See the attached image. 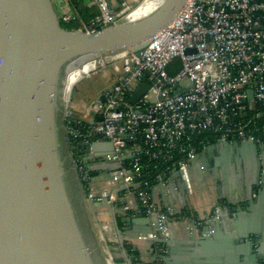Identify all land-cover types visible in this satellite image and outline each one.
Masks as SVG:
<instances>
[{
    "label": "built area",
    "instance_id": "built-area-1",
    "mask_svg": "<svg viewBox=\"0 0 264 264\" xmlns=\"http://www.w3.org/2000/svg\"><path fill=\"white\" fill-rule=\"evenodd\" d=\"M112 1L90 0L96 14L78 29L95 33L123 18L131 0L119 1L120 11ZM59 18L70 21L76 14L62 11ZM174 58L180 66L170 74ZM109 66L115 79L99 95L103 101L77 112L70 95L64 100L66 143L87 199L121 203L123 194L144 216H156L157 232L139 238L159 240L152 264H164L171 220L201 226L234 209L217 203L206 216L176 213L153 199L150 189L159 186L167 196L179 174L190 191L187 167L208 146L264 145V0H185L142 50L89 57L79 68L84 76ZM141 83L148 89L132 104ZM95 142L110 143L112 151L86 160L87 146ZM93 180L109 186L96 190ZM106 255V264H126Z\"/></svg>",
    "mask_w": 264,
    "mask_h": 264
},
{
    "label": "water",
    "instance_id": "water-1",
    "mask_svg": "<svg viewBox=\"0 0 264 264\" xmlns=\"http://www.w3.org/2000/svg\"><path fill=\"white\" fill-rule=\"evenodd\" d=\"M184 2L159 0L141 17L128 18L129 12L111 26L88 33L61 28L51 0H0V264H105L86 204L96 217V206L109 202L107 198L87 199L72 163L63 108L73 86L66 92L61 83L58 90L60 76L80 57L142 50ZM147 89L141 83L130 103ZM98 99L103 101L101 96ZM87 147L86 160L112 151L108 142ZM216 152L220 156L215 168L208 170L206 156L214 157ZM240 164L253 170L255 188L242 199L234 197L230 204L224 203L237 211L232 216L235 231L230 237L243 240L241 264H264V145L237 142L208 146L189 163L188 183L191 191L198 188L196 181L210 176L219 196L232 178L229 168ZM178 177L176 174L170 189L180 184L188 191ZM228 214L225 211L219 219L201 225L202 233L218 240ZM122 221L127 226L122 231L128 234L133 249L139 253L144 247L153 261L159 240L139 236L157 232L156 216L125 215ZM167 229L170 238V223Z\"/></svg>",
    "mask_w": 264,
    "mask_h": 264
},
{
    "label": "crops",
    "instance_id": "crops-1",
    "mask_svg": "<svg viewBox=\"0 0 264 264\" xmlns=\"http://www.w3.org/2000/svg\"><path fill=\"white\" fill-rule=\"evenodd\" d=\"M80 1L83 2L84 5L90 7V0ZM60 4L58 3L59 6L57 7L61 12L71 10L69 0H63ZM77 67L78 65H76V70H74L75 76L71 74L68 79H66V90L74 83L71 97L76 93V85L88 77L86 74L80 77L82 72ZM69 79H72V82H69ZM87 104L88 103L81 100L74 102L71 98V105L77 112H81ZM93 186L96 190H100L109 185L105 182L103 183L101 180H93ZM150 192L153 199L161 205L168 203L176 213L188 214L191 212L200 216L209 214L212 206L217 203L230 204L234 201V197L238 199L244 198L242 194L234 195L225 192L216 196L215 193L206 191L200 187H194L191 191H187L184 190L180 184H175L173 187L171 186L167 196L163 194V190L159 186L150 189ZM119 198L121 203L117 201L106 205L98 204L96 206V217L93 214V209L89 208L87 204L86 212L92 226L93 235L100 246L104 261L107 256L106 251H108L114 260L128 264V262L131 261L127 249L128 246H132V243L131 240L127 238L128 234L126 235V232L122 231L127 228L122 219L125 215L136 218L142 213H140L136 200L133 197L120 194ZM120 204L127 205L128 208L125 210L119 207ZM232 212H234V214H232ZM232 212L228 214V217L225 216L226 219L223 221L225 230L222 231L218 240H214L208 236L206 237L202 233V226L200 225H193L189 221L171 220V222H169L171 237H167L169 241L165 244L167 254L164 264H241L239 247L243 243V240H233L230 237L235 231V229L232 228L234 227V225L232 226V220L235 217L232 216L235 215L237 211L235 210ZM131 225L136 226L137 224ZM105 238H107V241ZM138 254L143 264H152V255H150V252H147L144 247L140 249ZM96 259L98 262V257Z\"/></svg>",
    "mask_w": 264,
    "mask_h": 264
},
{
    "label": "rangeland",
    "instance_id": "rangeland-1",
    "mask_svg": "<svg viewBox=\"0 0 264 264\" xmlns=\"http://www.w3.org/2000/svg\"><path fill=\"white\" fill-rule=\"evenodd\" d=\"M59 1L61 2L63 0H51L58 17H60V15H61V10L57 7V6H59L58 3L60 4ZM143 1L144 0H131L130 1V7L122 15L125 16L129 12L134 11V9H137V7ZM156 1L157 0H149L148 2L141 4L139 7H141L143 5L153 7L156 4L154 2H156ZM112 3L114 4L115 10L120 11L123 9V6L120 4L119 0L118 1L113 0ZM135 12H137V11H135ZM87 61H88V59L85 60L84 62L86 63ZM179 66H180V59L174 58L172 60L171 64L169 65V67L167 68L168 73L174 74V73L178 72ZM104 72H106L107 75H104ZM67 74H68V68H66L65 72H63L61 74V78L59 80L58 90L61 89V83H62L64 88L66 87ZM89 75H91V76H89ZM86 76H88V77H86V79H84L83 81L78 83L75 87L76 93L71 97L74 102H77L79 100L86 102V103L97 102L98 96L101 94V92L104 89L109 88L115 79V73L112 71V67H110V66L106 67L104 69H101L100 71H95V72L92 71L91 73H87ZM69 82H72V79H69ZM73 85H74V83L72 84V86ZM69 90H71V87Z\"/></svg>",
    "mask_w": 264,
    "mask_h": 264
},
{
    "label": "flooded vegetation",
    "instance_id": "flooded-vegetation-1",
    "mask_svg": "<svg viewBox=\"0 0 264 264\" xmlns=\"http://www.w3.org/2000/svg\"><path fill=\"white\" fill-rule=\"evenodd\" d=\"M219 153H215L214 157L206 156L208 159L209 165L208 170L215 168L216 158L219 157ZM232 178L229 179L228 183L224 185V192L228 194L243 193L244 196L247 195V191H253L255 186L252 180L253 170L245 164L233 165L228 170ZM209 175V174H208ZM250 176V177H249ZM196 185L200 188H203L206 191L215 193L213 181L210 176H207V179H204L202 182L196 181ZM247 207V204L243 205Z\"/></svg>",
    "mask_w": 264,
    "mask_h": 264
},
{
    "label": "trees",
    "instance_id": "trees-1",
    "mask_svg": "<svg viewBox=\"0 0 264 264\" xmlns=\"http://www.w3.org/2000/svg\"><path fill=\"white\" fill-rule=\"evenodd\" d=\"M71 10L76 14V18L70 21H64L59 18V24L61 28L66 30H74L80 27V22L89 23V21L95 16L96 10L93 7H88L83 4L80 0H69ZM142 12L141 9L133 13V17L138 13ZM132 17V18H133ZM129 258L131 264H143L139 259L138 252L133 249L132 246H128ZM120 262V261H119Z\"/></svg>",
    "mask_w": 264,
    "mask_h": 264
},
{
    "label": "bare ground",
    "instance_id": "bare-ground-1",
    "mask_svg": "<svg viewBox=\"0 0 264 264\" xmlns=\"http://www.w3.org/2000/svg\"><path fill=\"white\" fill-rule=\"evenodd\" d=\"M149 0H145L143 3H145V2H148ZM159 2V0L158 1H156V2H154V3H158ZM142 3V4H143ZM141 5V4H140ZM139 5V6H140ZM156 5V4H155ZM138 6V7H139ZM137 7V9H134V11H132L130 14H129V16H128V18H132L133 17V14L132 13H134L135 11H137L138 9H141L142 10V12H140V13H138L137 15H135L136 17H133L132 19H134V18H137V17H141V16H143V15H145L147 12H149L153 7H149V6H146V5H143V6H141V7H139L138 8ZM89 57H80V58H78V59H75L74 61H72L68 66H67V68H68V74H67V79H68V77L71 75V74H74L75 75V72H74V70H76L75 68H76V65H78V69L82 72V75H83V73H85V69L83 68V69H80L79 68V66H80V64H82V63H84V61L85 60H87ZM81 75V76H82ZM80 76V77H81ZM79 77V78H80ZM60 78H61V76H60ZM76 81V80H75ZM72 86V85H71ZM70 86V87H71ZM70 89V88H69ZM68 89V90H69ZM65 90H66V87H65ZM68 90H66V92H68Z\"/></svg>",
    "mask_w": 264,
    "mask_h": 264
}]
</instances>
